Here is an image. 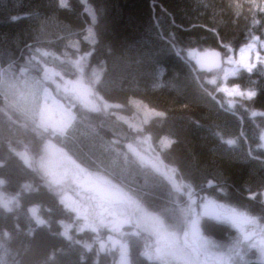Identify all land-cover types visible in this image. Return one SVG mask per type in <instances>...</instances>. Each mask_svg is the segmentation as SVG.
<instances>
[{
	"label": "trees",
	"instance_id": "trees-1",
	"mask_svg": "<svg viewBox=\"0 0 264 264\" xmlns=\"http://www.w3.org/2000/svg\"><path fill=\"white\" fill-rule=\"evenodd\" d=\"M252 42L264 43V0H0V191L12 202L8 208L0 201V264L118 261L117 251L100 249L108 232L78 229L75 209L19 155L45 141L89 171L114 174L142 205L174 219L186 200L178 203L170 182L141 164L132 147L139 137L154 145L166 138L160 158L187 190L264 225V62L226 79L254 93L233 99L220 89L227 75L197 62L198 55L225 56ZM78 57L113 108L93 112L71 100L75 117L54 135L37 125L27 93L55 90L52 72L78 79ZM135 101L151 110L139 114V129L132 124ZM201 228L218 251L241 250L232 255L237 264H264L258 247L226 224L203 221ZM125 240L131 264H160L145 255L150 238L143 233Z\"/></svg>",
	"mask_w": 264,
	"mask_h": 264
},
{
	"label": "rangeland",
	"instance_id": "rangeland-1",
	"mask_svg": "<svg viewBox=\"0 0 264 264\" xmlns=\"http://www.w3.org/2000/svg\"><path fill=\"white\" fill-rule=\"evenodd\" d=\"M221 57L220 66L214 68L220 69L227 75L220 89L232 99L253 97L254 93H243L237 86H227L225 82L230 75H235L241 70L250 71L258 63L264 62V43L252 42L236 53ZM84 60L83 57L77 59L80 74L78 79L71 80L62 74L52 72L48 78L56 84L55 90L47 88L41 94L27 93L29 96L26 100L27 106L29 99L37 106V125L42 130L54 135L64 133L75 117L73 101L82 102L85 108L93 112L111 111L113 108L93 89L91 78L95 80L98 76L93 69L85 67ZM36 101L40 105H37ZM133 104L132 124L134 129H139L142 126L139 114L147 117L151 110L141 102L135 101ZM261 112L264 113V109ZM169 145L170 141L166 138H162L159 144L154 145L150 138L139 137L132 147L141 164L151 165L170 182L178 203L186 200V203H182L179 208L180 217L176 216L174 219H166L142 205L128 190L129 185L121 184L120 179L114 174L87 170L53 141H45L40 150L22 151L19 155L26 164L35 166L41 173L43 172L50 186L58 188V198L64 202L66 208L75 209L72 211L76 213L78 229H93L99 235L103 231L108 232L106 237L99 241V246L102 251L108 249L118 252L119 258L116 264H131L129 244L125 240L128 233L134 236L143 233L150 238V242L146 241L144 253L149 258L158 260L160 264H237L238 261L236 262L232 255L239 251L238 257H240L241 250L234 254L218 251L213 240L197 234L195 224L201 219L198 204L203 196L195 197L196 194L192 190H187L174 169L161 160L159 149ZM37 152L39 155H36ZM88 195H91V198ZM204 199L201 206L210 198ZM0 201L8 208L12 207L11 200L2 191H0ZM197 211L199 214H195ZM263 226L255 218L253 227L260 229ZM72 229V225L66 224L67 234L71 233ZM260 252L259 258L264 261V250L260 249Z\"/></svg>",
	"mask_w": 264,
	"mask_h": 264
},
{
	"label": "flooded vegetation",
	"instance_id": "flooded-vegetation-1",
	"mask_svg": "<svg viewBox=\"0 0 264 264\" xmlns=\"http://www.w3.org/2000/svg\"><path fill=\"white\" fill-rule=\"evenodd\" d=\"M204 200L205 199L202 198L198 204L199 211L201 210V219L197 224H195V228L197 229V234L199 236H206L205 232L202 231L201 228L203 221H216L217 223H224L229 226L230 229L235 230L243 241H249L257 246L259 250H264V226L260 229L259 227H253L255 218L252 215L248 214V212L244 210L234 209L228 205L211 199L206 201L202 207L201 204ZM213 211L217 214H212ZM195 214H199V212L197 211ZM154 261L158 262V260Z\"/></svg>",
	"mask_w": 264,
	"mask_h": 264
},
{
	"label": "water",
	"instance_id": "water-1",
	"mask_svg": "<svg viewBox=\"0 0 264 264\" xmlns=\"http://www.w3.org/2000/svg\"><path fill=\"white\" fill-rule=\"evenodd\" d=\"M221 58L222 57L218 52L212 51V52L204 53L202 55H198L197 56V62L205 70L214 69V68H217L220 66ZM211 210H212V208H211ZM213 214H214V211H213ZM202 215H205V214H202Z\"/></svg>",
	"mask_w": 264,
	"mask_h": 264
},
{
	"label": "bare ground",
	"instance_id": "bare-ground-1",
	"mask_svg": "<svg viewBox=\"0 0 264 264\" xmlns=\"http://www.w3.org/2000/svg\"><path fill=\"white\" fill-rule=\"evenodd\" d=\"M214 242V241H213ZM215 243V242H214ZM215 245H216V243H215Z\"/></svg>",
	"mask_w": 264,
	"mask_h": 264
}]
</instances>
